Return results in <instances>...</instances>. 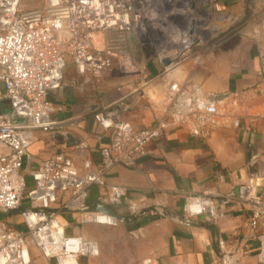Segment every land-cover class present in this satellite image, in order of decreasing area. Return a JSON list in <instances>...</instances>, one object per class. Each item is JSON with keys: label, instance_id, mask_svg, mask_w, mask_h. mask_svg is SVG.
<instances>
[{"label": "crops", "instance_id": "1", "mask_svg": "<svg viewBox=\"0 0 264 264\" xmlns=\"http://www.w3.org/2000/svg\"><path fill=\"white\" fill-rule=\"evenodd\" d=\"M206 5L218 10L210 8L209 47L170 52L166 57L172 63L164 67L152 43L153 54L145 53L138 27L126 40L132 74L118 78L111 68L96 77L80 76L69 65L61 88L48 96L55 107L51 118L59 126L33 132L19 168L24 193L39 164L59 152L81 172L84 162L97 164L109 139L93 115L114 104L121 106V120L142 130L161 114L168 86L177 84L185 95L214 102L229 116L207 140L170 128L147 144L133 168L109 170L105 186L124 190L121 204L111 207L119 220L115 227L80 224L77 213L61 210L60 200L53 204L50 210L57 212L66 236L97 244L98 255L80 258L78 264H264V220L251 238L240 204L250 182L259 183L256 194L264 188V0H207ZM234 122L237 126L230 125ZM5 153L0 147V155ZM105 195L104 186L89 188L88 210L106 205ZM198 197L210 200L212 214L185 221L184 204ZM20 209H29L25 197ZM155 210L161 215H152ZM0 221L25 232L20 213L0 211ZM30 264L52 262L30 249Z\"/></svg>", "mask_w": 264, "mask_h": 264}, {"label": "built area", "instance_id": "2", "mask_svg": "<svg viewBox=\"0 0 264 264\" xmlns=\"http://www.w3.org/2000/svg\"><path fill=\"white\" fill-rule=\"evenodd\" d=\"M21 1L0 0V100L9 101L7 110L0 113V147L7 150L0 155V211L20 209L23 197L29 209L20 213L25 232L0 221V264H30V249L52 264H78L80 258L98 255L97 244L66 236L57 212L50 210L53 204L60 200L61 210L77 213L80 224L115 227L118 218L88 210L89 188L106 187L105 204L120 205L124 190L104 183L109 170L133 168L145 156L147 144L170 128L207 140L229 116L214 102L185 95L177 84L168 86L161 114L142 130L121 120V106L114 104L93 115L109 139L99 151L97 164L86 161L81 172L71 157L59 152L39 164L31 176L32 187L24 193L19 168L33 132L48 133L59 126L51 118L55 107L48 96L61 88L65 69L70 65L78 75L93 77L113 67L122 75L132 74L126 40L139 27L142 7L138 0H40L25 9ZM188 1L210 16L211 9L218 11L214 5L204 6L207 0ZM156 54L166 57L167 53ZM257 187L259 183L250 182L240 197L251 238L264 220V188L256 194ZM211 206L206 198H189L182 218L211 215ZM155 213L161 215L151 212Z\"/></svg>", "mask_w": 264, "mask_h": 264}, {"label": "rangeland", "instance_id": "3", "mask_svg": "<svg viewBox=\"0 0 264 264\" xmlns=\"http://www.w3.org/2000/svg\"><path fill=\"white\" fill-rule=\"evenodd\" d=\"M39 2L40 0H22L21 6L29 9L35 7ZM190 4L191 2L188 0H144V4L141 6V18L146 21L148 29L143 30V33L148 43L155 46L158 54L161 52L164 54L178 53L188 47L193 49L196 45H200L202 48L211 45L210 32L207 29L210 13L196 5L194 10H190ZM175 36L178 38V42L171 41ZM151 38L159 41L151 42ZM194 39L198 40L196 45H192ZM148 43L143 45L146 46L145 53L151 56L154 49L152 50ZM170 58L175 59L176 56ZM115 76L119 78L124 75L116 70ZM113 240L116 242L118 236L115 235Z\"/></svg>", "mask_w": 264, "mask_h": 264}, {"label": "water", "instance_id": "4", "mask_svg": "<svg viewBox=\"0 0 264 264\" xmlns=\"http://www.w3.org/2000/svg\"><path fill=\"white\" fill-rule=\"evenodd\" d=\"M139 1H142V0H139ZM189 8H190V10H194V5L190 4ZM145 23H146V21H143L142 18H141L140 22H139V29H140L141 32H140V34L138 36L139 41H140L141 44L148 43V40L145 37V34L143 33V30H147L148 29V27H147V25ZM188 33L190 34V30H189ZM197 43H198L197 39L192 40V45H196ZM160 62H161V64L164 67H167V66H169L172 63L171 60L168 59L167 57H161ZM8 105H9V101L0 100V113L6 111L7 108H8ZM97 211L105 213V214H108V215H110V216H112L114 218H117L114 210L111 207H109V206L99 205L98 208H97ZM21 212H23V210H21V209H17V210H14V211H9V213H21Z\"/></svg>", "mask_w": 264, "mask_h": 264}]
</instances>
